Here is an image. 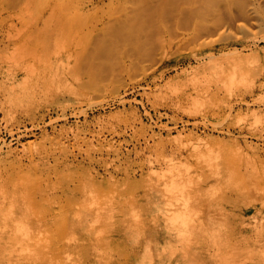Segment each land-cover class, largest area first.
I'll list each match as a JSON object with an SVG mask.
<instances>
[{
  "label": "rangeland",
  "instance_id": "rangeland-1",
  "mask_svg": "<svg viewBox=\"0 0 264 264\" xmlns=\"http://www.w3.org/2000/svg\"><path fill=\"white\" fill-rule=\"evenodd\" d=\"M0 264H264V0H0Z\"/></svg>",
  "mask_w": 264,
  "mask_h": 264
}]
</instances>
